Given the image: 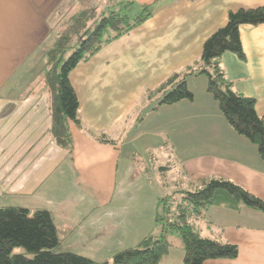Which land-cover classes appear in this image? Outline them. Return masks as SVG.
<instances>
[{
	"label": "crops",
	"instance_id": "obj_1",
	"mask_svg": "<svg viewBox=\"0 0 264 264\" xmlns=\"http://www.w3.org/2000/svg\"><path fill=\"white\" fill-rule=\"evenodd\" d=\"M66 2L65 8L72 4L0 0V206L48 211L63 252L110 264L117 252L158 233V200L175 191L224 179L264 201V164L252 143L241 141L229 125L195 143L202 119L211 116L204 105L215 104L204 83L202 106L192 92V80L200 76L186 78L191 102L158 105L170 87L159 89L172 76L197 71L204 42L225 25L230 11L261 7L264 0H96L101 8L93 11L95 22L130 2L123 13L134 16L148 6L152 15L70 72L80 127L68 123L71 144L63 148L52 133L42 61L58 38L53 16ZM69 16L66 23L72 24L74 14ZM239 35L244 58L225 53L220 66L226 81L254 99L264 118V25L241 26ZM166 108L180 112L171 120L173 128L164 117L153 130L140 129L148 116ZM217 133L227 141L217 142ZM101 136L110 143L100 142ZM144 136L154 138L145 140L154 147L147 151L148 161L135 145ZM156 155L165 160L160 172L152 166ZM174 172L180 182L168 187L164 176ZM201 219L194 221L200 236L238 247L237 258L204 264H264L262 213L211 207ZM182 259L176 241L159 264H182Z\"/></svg>",
	"mask_w": 264,
	"mask_h": 264
},
{
	"label": "trees",
	"instance_id": "obj_2",
	"mask_svg": "<svg viewBox=\"0 0 264 264\" xmlns=\"http://www.w3.org/2000/svg\"><path fill=\"white\" fill-rule=\"evenodd\" d=\"M131 4L126 3L118 11L101 15L97 26L90 24L87 27L93 18V11L89 13L88 19V11L77 13L72 18V24L57 36L55 44L45 54V66L48 69L44 81L52 99V133L58 145L63 148L71 144L68 123L80 127L79 102L69 82V74L104 44L129 33L152 15L148 6H142L134 16L123 13ZM245 25H264V6L230 11L225 25L203 44L201 70L172 76L159 89L161 91L170 87L158 105L191 102L194 95L187 87L186 78L191 74L204 75L207 81L206 92L216 102L222 117L238 136L256 146L257 154L264 164V118L256 113L254 99L241 95L226 81L219 62L225 53L244 58L239 29ZM69 49L72 52L63 61ZM98 140L110 143L104 136ZM211 207L233 211L246 208L264 215V201L238 184L224 179L203 181L193 190L175 191L159 199L156 213L158 233L146 236L134 247L117 252L110 264H159L169 254L172 242L168 237L172 234L180 240L182 264H204L207 261L237 258L236 245L204 238L196 232L194 221L203 218ZM19 247L32 254L33 258L13 254V250ZM0 264L108 263H98L74 253L63 252L53 218L48 211L36 210L31 214L25 208L0 206Z\"/></svg>",
	"mask_w": 264,
	"mask_h": 264
},
{
	"label": "rangeland",
	"instance_id": "obj_3",
	"mask_svg": "<svg viewBox=\"0 0 264 264\" xmlns=\"http://www.w3.org/2000/svg\"><path fill=\"white\" fill-rule=\"evenodd\" d=\"M73 5H72V4ZM69 6H67L65 8L66 5H68V2L64 3L62 5L61 8L58 9V13H56V16L54 15L53 16V19L51 21V27L54 28V33L57 32V35L61 34V32H63L64 30H66L69 26H70V23H66L68 22V18L70 17L69 15L72 13L74 15H76L77 13H80V12H84V11H88L87 12V19H88V16H89V13L91 11H94L95 15L97 14V12L99 11V9L101 7H97L96 6V0H70L69 2ZM54 13V12H53ZM93 13V14H94ZM132 18V17H131ZM55 19V20H54ZM86 19V20H87ZM132 20V19H131ZM94 19L92 18L90 22L87 23V27H89L90 24H95L97 26V24L99 23V21H97L96 23H94ZM92 24V25H93ZM94 26V25H93ZM94 29V28H93ZM92 29V30H93ZM53 37V36H52ZM51 37V38H52ZM51 41H49L48 43H50ZM72 52V49H69L65 54H64V57H63V61H65V59L68 58V56L71 54ZM46 54V53H45ZM45 54H44V59L42 61V65L44 66L45 70L43 71V74H42V77H44L45 73H46V70L48 69L46 66H45ZM62 65V63L60 64V66ZM201 67V66H200ZM197 68V70H201V68ZM199 77V76H198ZM196 79H199V80H196ZM192 81H195L194 84L192 82V88H193V91L194 94L196 95V99H198V102H201V106L203 105V102L206 101L204 96V92L202 94V83L207 84V81H206V77L204 75H200L199 78H195V80H192ZM190 84H191V81H190ZM210 99V98H209ZM212 103V102H211ZM215 104H205L204 106H206L207 108L209 107L210 108V112H211V116H206L204 119H202L201 121V134H197V135H194V140H195V143H200L201 141L200 140H196V139H202V143H203V139H211L213 138V135H214V128H220L221 126L223 127H229L227 122L225 121V119L221 116V113L218 109V106L216 104V102H214ZM211 105V106H210ZM203 106V107H204ZM214 107H215V112H216V115L215 114H212L214 111ZM168 108L166 109H163V110H160L158 115H151V116H148L145 121H144V125L142 127H140V129H144V130H153V128L158 124L160 125V121L161 119L164 120V117H167V119L169 118L170 122V129L173 128V123L174 121H171V120H175V117L178 116L180 114L179 113H176V112H171V111H168L167 110ZM217 109V110H216ZM191 122H195V121H191ZM223 123V124H222ZM186 126V125H185ZM169 128V127H168ZM219 134L217 133V142L220 141L221 139L225 142L227 140V135H222V137L218 136ZM241 138V141H246L247 143H250L246 138L242 137V136H238ZM172 138V137H171ZM151 140H154V138H151V137H143L141 141H138L135 143V145L137 146V148H142L144 149V152H146L145 156H144V159L145 161L147 160L148 161V154L150 153H147V151L151 148H154L152 147V145L149 143V145H151L150 147L147 146V144H145L146 141H150ZM146 140V141H145ZM155 141L158 142V138H155ZM162 139H159V142H161ZM193 142V141H192ZM236 143V141H235ZM198 147H200V144H198ZM254 147H256L254 145ZM165 151V150H164ZM149 152V151H148ZM168 154V153H167ZM241 159H244L243 156H241L240 154H237ZM157 157V155H156ZM155 157V158H156ZM164 159L162 156H159L157 157V160H153L152 161V166L155 167L156 171L158 170V167L160 166H163L165 163H164ZM150 162V161H149ZM175 162L178 163V160H175ZM175 162L172 165L175 164ZM158 172H160L158 170ZM168 172V171H167ZM165 178V181H167V186L168 187H173L174 185H176V183L180 182V179L179 178V175L176 174L175 172L174 173H171V174H166L164 176ZM201 183H203V181L199 182L198 184H196V187L198 185H201ZM195 189V188H194ZM31 212V211H30ZM33 212H31L32 214ZM199 221H202V219H199ZM201 223V222H200ZM169 240L172 242V243H175L176 241H180L179 238L175 235V234H172V235H169ZM175 251V250H174ZM13 254H24L26 255V257L28 258H33V255L28 253L24 248H15L12 252Z\"/></svg>",
	"mask_w": 264,
	"mask_h": 264
}]
</instances>
